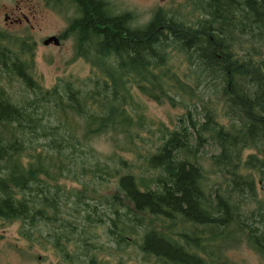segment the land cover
<instances>
[{"label": "trees", "instance_id": "16d2710c", "mask_svg": "<svg viewBox=\"0 0 264 264\" xmlns=\"http://www.w3.org/2000/svg\"><path fill=\"white\" fill-rule=\"evenodd\" d=\"M75 1L63 37L85 78L46 86L36 41L0 29V219L67 264L130 247L141 264H240L242 244L264 264V0H187L140 24ZM138 96L175 110L172 126Z\"/></svg>", "mask_w": 264, "mask_h": 264}, {"label": "rangeland", "instance_id": "374dc122", "mask_svg": "<svg viewBox=\"0 0 264 264\" xmlns=\"http://www.w3.org/2000/svg\"><path fill=\"white\" fill-rule=\"evenodd\" d=\"M118 10H130L138 14L137 23L148 21L159 6L169 9L184 10L187 0H111ZM19 6V7H18ZM13 17L18 12L29 16L30 21L24 24L8 25L5 13ZM69 13H61L50 6L44 0H0V29L18 36L30 35L37 43L36 70L44 80L46 86H52L58 79L74 77L85 78L89 74V67L82 59L76 58L74 40L66 39L63 44L44 45V39L48 36L59 35L68 26ZM63 41V40H62ZM146 104H145V101ZM138 101L145 104L146 112L156 120H162L170 127L171 119L176 120L177 112L168 106H159L149 100L138 96ZM93 146L97 152L110 155L114 148L110 140L105 136L96 138ZM218 151V147L209 144L203 151L204 162ZM77 187L78 184L70 183ZM264 193V190H262ZM19 222L8 223L0 219V264H67L62 261L55 251L48 245L35 241L33 244L25 240L19 233ZM96 242L98 246L107 244L109 238L104 226L96 229ZM46 238V237H45ZM103 247V246H102ZM233 260L240 264H262L260 256L245 244L229 252ZM136 249L130 247L122 255L113 259V264H141ZM121 260V261H120ZM119 262V263H118Z\"/></svg>", "mask_w": 264, "mask_h": 264}, {"label": "flooded vegetation", "instance_id": "af4514ba", "mask_svg": "<svg viewBox=\"0 0 264 264\" xmlns=\"http://www.w3.org/2000/svg\"><path fill=\"white\" fill-rule=\"evenodd\" d=\"M47 6L52 7L53 9L64 13L67 12L69 13L68 15V19L70 18H77L80 16V14L83 16V11H79L78 6H77V2L75 0H44ZM19 7V6H18ZM5 20L6 23L8 25H13L15 26V24H24L26 22L30 21L29 16H27L25 13L23 12H18V15H16L15 17H13L10 13H5ZM2 30V29H1ZM61 40H66V39H72V38H64L63 37V33L57 35ZM74 40V39H73ZM62 42V44H63Z\"/></svg>", "mask_w": 264, "mask_h": 264}, {"label": "water", "instance_id": "95a60500", "mask_svg": "<svg viewBox=\"0 0 264 264\" xmlns=\"http://www.w3.org/2000/svg\"><path fill=\"white\" fill-rule=\"evenodd\" d=\"M44 45H49L51 43H54L55 45H60L61 40L57 36H50L47 39L43 41Z\"/></svg>", "mask_w": 264, "mask_h": 264}, {"label": "bare ground", "instance_id": "6f19581e", "mask_svg": "<svg viewBox=\"0 0 264 264\" xmlns=\"http://www.w3.org/2000/svg\"><path fill=\"white\" fill-rule=\"evenodd\" d=\"M218 152V151H217ZM216 153V152H215Z\"/></svg>", "mask_w": 264, "mask_h": 264}]
</instances>
